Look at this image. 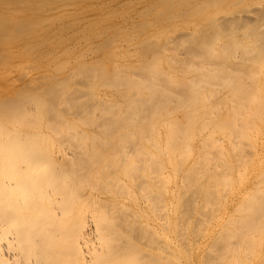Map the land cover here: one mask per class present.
Listing matches in <instances>:
<instances>
[{"label":"bare ground","instance_id":"obj_1","mask_svg":"<svg viewBox=\"0 0 264 264\" xmlns=\"http://www.w3.org/2000/svg\"><path fill=\"white\" fill-rule=\"evenodd\" d=\"M0 264H264V0H0Z\"/></svg>","mask_w":264,"mask_h":264}]
</instances>
